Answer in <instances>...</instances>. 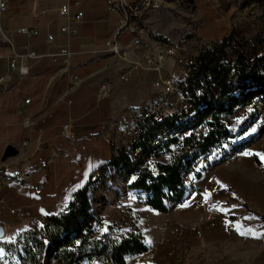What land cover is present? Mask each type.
<instances>
[{
    "label": "crops",
    "instance_id": "0c3cea01",
    "mask_svg": "<svg viewBox=\"0 0 264 264\" xmlns=\"http://www.w3.org/2000/svg\"><path fill=\"white\" fill-rule=\"evenodd\" d=\"M239 1L219 0L215 5L223 18L232 10L230 25L228 18L225 20L229 34L233 32L232 18ZM199 3L148 13L144 17L143 45L135 47L127 34L130 57L123 60L99 51L114 34L119 21V14L107 9L106 0H8V7L0 16V179H5L0 186V224L10 237L32 228L33 217L59 215L76 192L109 165L115 148L110 135L113 126L150 102L152 93L158 90L153 86L157 74L149 69L141 68L127 81L120 76L134 60L142 59L147 48L161 45L154 34L171 32L177 21L173 17L175 12L193 17L198 37L223 39L214 34L218 23L205 25L196 9ZM64 4L70 5L72 14L84 12L82 21L71 23L78 29L69 43L74 52L70 72L76 75L77 83L69 93V79L61 57L53 62L47 55L68 42L60 30L68 21L59 12ZM22 26H38L40 35L28 40L18 32ZM203 28L206 35L202 37L199 32ZM49 33L55 35L53 48L47 43ZM12 45L19 53H25L24 46L29 45L44 55L26 57L31 66L29 76L22 78L17 69L11 68ZM20 62L18 58L17 63ZM104 83L108 84V94L99 99L97 91ZM28 97L30 104L24 103ZM24 117L35 122L32 131L22 124ZM69 121L78 134L75 144L61 134L62 126ZM28 139L32 146L23 155L19 145ZM10 145L18 149V154L4 157ZM26 174L32 175L33 184L43 185L42 194H35L22 180ZM19 207L20 212H11Z\"/></svg>",
    "mask_w": 264,
    "mask_h": 264
},
{
    "label": "rangeland",
    "instance_id": "374dc122",
    "mask_svg": "<svg viewBox=\"0 0 264 264\" xmlns=\"http://www.w3.org/2000/svg\"><path fill=\"white\" fill-rule=\"evenodd\" d=\"M195 2H200L196 9L205 25L218 23L215 35L224 38L229 34L232 10L223 18L209 1ZM173 17L177 21L170 33L153 34L161 44L177 48L179 64L192 77L199 72L194 64L201 52L216 50L221 42L198 37L193 17H184L180 12H175ZM232 25L223 61L233 65L241 58L245 62L244 72L235 73L230 82L233 88L230 101L235 107L224 116L233 137L230 144L213 153L208 161L202 155L195 159L196 171L202 170V176L198 179L193 172L187 175L184 203L166 213L142 204L139 193L128 188L133 178L128 163L109 164L89 183L90 211L99 220L96 225L99 233L122 238L140 232L148 246L146 252L153 253L150 259L144 256L146 252L127 256L128 264H264V160L261 159L264 156V89L259 87L257 76L264 72V0L239 1ZM199 34L206 35L204 28ZM200 91L197 89V93ZM151 97L150 102L134 111L148 109L163 99L159 90ZM182 100V95H176L172 105L179 106ZM201 107L207 110L197 118L194 113L183 121L184 124L191 121L198 131L204 130L199 123L210 112L207 104ZM133 112L112 128L114 158L133 143L134 126L130 121ZM128 153L132 160L143 157L140 148ZM168 157L165 154L160 159L166 161ZM21 233L10 237L6 232L0 238V264L20 263L22 247H17V242ZM53 248L47 251L46 264H54Z\"/></svg>",
    "mask_w": 264,
    "mask_h": 264
},
{
    "label": "trees",
    "instance_id": "16d2710c",
    "mask_svg": "<svg viewBox=\"0 0 264 264\" xmlns=\"http://www.w3.org/2000/svg\"><path fill=\"white\" fill-rule=\"evenodd\" d=\"M230 38L231 34L225 36L216 50L202 51L194 64L199 72L189 77L187 100L194 110L203 104L210 109L208 118L199 123L204 130H196L191 121L184 124L176 115L149 118L140 125L136 142L109 162L115 166L129 164L133 178L128 188L136 190L140 202L152 209L166 213L183 204L188 192L187 175L193 172L198 179L202 176V170L196 171L195 159L202 155L208 161L213 153L230 144L233 135L224 121L226 113H232L235 107L230 101V82L235 73L244 72L245 63L241 58L233 65L223 61ZM259 73V87L264 89V72ZM139 148L143 157L132 160L128 151ZM165 154L168 160L162 161ZM90 200L87 183L68 205L69 214L47 217L41 229L23 231L17 242V247H22L19 264H46L47 251L53 246L54 264H128L127 256L148 250L140 232L122 238L99 233V220L90 211Z\"/></svg>",
    "mask_w": 264,
    "mask_h": 264
},
{
    "label": "built area",
    "instance_id": "2783aa9c",
    "mask_svg": "<svg viewBox=\"0 0 264 264\" xmlns=\"http://www.w3.org/2000/svg\"><path fill=\"white\" fill-rule=\"evenodd\" d=\"M107 9L119 14V21L117 29L114 34L106 41L103 49L100 52L107 53L115 56L119 59H128L130 57V50L128 48V42L125 41V36L130 35V42L135 47H141L143 45V34L146 31V24L144 17L153 11L161 10H175L180 6L188 5V0H106ZM213 5H217L219 0H209ZM79 1L77 2V4ZM8 7V0H0V16L6 11ZM60 14L67 18V23L61 26V32L67 37V44L60 48L57 52H48L47 55L51 56L53 62H58L59 58L62 59L63 68L66 69L64 74L68 76L69 86L68 93L71 92L77 83V77L70 72V62L74 55V52L70 49V40L78 33V29L72 26V21L80 22L83 19L84 12L78 11L72 14L70 5L64 4L60 8ZM18 32L25 35L28 40L38 37L40 35V29L38 26H22L18 29ZM47 43L49 48L56 46L55 35L49 33L47 35ZM25 53H19L12 45L13 55L11 58L10 66L12 69L19 71L20 77H26L30 75V64L25 60L28 58H38L44 55L37 53L36 49L25 45ZM178 50L173 45L161 44L154 49L147 48L146 53L142 56L141 60H134L129 68L124 71L120 78L123 81L129 80L136 71L141 68L149 69L155 72L157 75L153 78V86L157 88L163 95V99L160 102H155L150 108L144 110L134 111L130 117V121L133 124L132 142H136L140 125L149 118H159L161 116H178L183 122L189 120V118L196 113L198 115L204 113L206 107H200L198 110L193 109V103L187 100L189 76L185 67L181 66L177 60ZM21 58V62L17 63V59ZM2 80V77H0ZM108 94V84L104 83L97 91L99 99H103ZM176 95H182V104L179 106H173V99ZM24 103L30 104L31 98L25 99ZM23 115L22 112H20ZM34 121L28 117H24L22 124L32 131ZM62 136L70 141L72 144L76 143L78 134L72 121L65 123L62 126ZM23 155H27L31 149L32 141L28 139L23 141L19 145ZM31 174H26L22 180L30 186L35 194H42L43 185L33 184L31 181ZM5 182V179H0V186ZM21 208L11 209L12 213L20 212ZM69 214V206H65L60 215ZM47 217H33L32 228L35 230L41 229L46 222ZM146 255V256H145ZM143 255L138 256L142 258ZM144 256L147 259L153 257V253L146 252Z\"/></svg>",
    "mask_w": 264,
    "mask_h": 264
},
{
    "label": "water",
    "instance_id": "95a60500",
    "mask_svg": "<svg viewBox=\"0 0 264 264\" xmlns=\"http://www.w3.org/2000/svg\"><path fill=\"white\" fill-rule=\"evenodd\" d=\"M189 2H194L195 0H188ZM18 154V149L12 145L8 146L4 157H9V156H15ZM6 234V229L3 225L0 224V238H3Z\"/></svg>",
    "mask_w": 264,
    "mask_h": 264
},
{
    "label": "snow or ice",
    "instance_id": "6c2138e0",
    "mask_svg": "<svg viewBox=\"0 0 264 264\" xmlns=\"http://www.w3.org/2000/svg\"><path fill=\"white\" fill-rule=\"evenodd\" d=\"M261 159L264 160V156H261Z\"/></svg>",
    "mask_w": 264,
    "mask_h": 264
}]
</instances>
